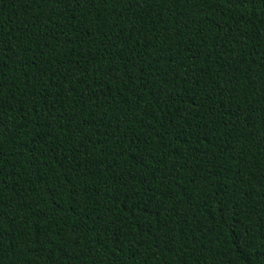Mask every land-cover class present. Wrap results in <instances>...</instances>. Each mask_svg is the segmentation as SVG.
I'll return each instance as SVG.
<instances>
[{
    "label": "trees",
    "instance_id": "trees-1",
    "mask_svg": "<svg viewBox=\"0 0 264 264\" xmlns=\"http://www.w3.org/2000/svg\"><path fill=\"white\" fill-rule=\"evenodd\" d=\"M0 264H264V0H0Z\"/></svg>",
    "mask_w": 264,
    "mask_h": 264
}]
</instances>
